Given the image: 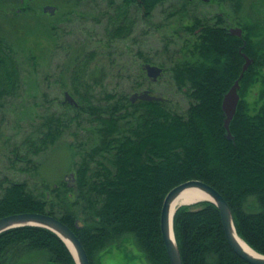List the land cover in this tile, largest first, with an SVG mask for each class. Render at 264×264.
<instances>
[{"label": "trees", "instance_id": "trees-1", "mask_svg": "<svg viewBox=\"0 0 264 264\" xmlns=\"http://www.w3.org/2000/svg\"><path fill=\"white\" fill-rule=\"evenodd\" d=\"M106 1L103 16L113 11L107 28L108 40L114 42L132 36L134 10L150 20L167 0ZM243 1L232 0L233 26L243 29V37L230 34L231 24L224 16L218 15L216 22L197 15L188 19L193 10L184 5L158 25L171 29L170 39L183 41L182 56L171 67L176 86L190 98L183 113L168 100L132 103L127 93L99 91L102 80H93L90 71L96 54L78 58L70 93L79 106L63 101L62 113L39 123L16 145L12 158L14 168L21 162L24 167L18 171L34 175L41 155L63 147L72 157L75 182L32 189L26 181H0V219L21 213L57 217L79 237L90 264H103L102 253L129 235L149 264H171L161 233L163 202L175 187L199 180L222 194L238 235L264 255V16L255 23L247 20ZM260 3L264 14V0ZM187 34L197 38L192 45L185 40ZM170 39L167 45L174 43ZM240 49L254 63L240 80L241 100L231 123L234 139H229L222 103L242 73L245 59ZM257 84L260 102L252 110L245 96ZM24 85L16 50L0 33V112L6 101L21 95ZM74 125L76 141H64ZM82 132L87 133L85 140ZM78 220L84 227H77ZM174 232L184 264H250L233 252L221 212L212 202L178 208ZM41 255L46 264H77L66 243L49 229L26 226L0 235V264H35Z\"/></svg>", "mask_w": 264, "mask_h": 264}, {"label": "rangeland", "instance_id": "rangeland-1", "mask_svg": "<svg viewBox=\"0 0 264 264\" xmlns=\"http://www.w3.org/2000/svg\"><path fill=\"white\" fill-rule=\"evenodd\" d=\"M184 1L167 0L156 8L150 20H145L142 13L134 10L132 14L137 23L132 36L124 41L110 42L107 22L113 11L109 10V15L103 16L108 9L106 0H0V33L16 50L25 81L21 95L6 101L0 112V181H26L33 189L35 185L57 186L66 177L70 180L73 160L63 147L52 154L41 155L39 170L34 175L18 171L24 167L21 162L14 168L12 158L16 145L33 134L39 123L53 113H62L61 103L65 100V92H71L76 60L86 53L96 54L90 71L93 80H102L99 91L124 92L131 97L150 90L152 94L168 99L176 111L185 112L190 106V98L186 90L181 91L176 86L171 72L177 58L182 56L183 41L170 39L171 29L158 28V25L164 24L170 17L168 14L183 5L193 10L188 19L197 15L216 22L220 15L228 19L230 27L236 13L232 0H192L187 5ZM47 6L56 7V12H45ZM260 6V0H244L242 13L251 22L262 21L264 14ZM189 36L187 34L185 40L192 45L197 38ZM168 39L174 43L167 45ZM188 53L186 50V56L191 57ZM145 63L162 67L164 76L157 81H150L146 76V80L142 69ZM259 89L260 84H257L245 96L252 110L259 107ZM76 130V125L72 126L64 134V141H76L72 134ZM86 137L87 133L82 132L81 138L85 140ZM130 172L133 173V169ZM253 200L249 201V205L252 204L250 211L256 205ZM102 255L103 264H149L132 235L108 247ZM38 257L35 264H46L45 256Z\"/></svg>", "mask_w": 264, "mask_h": 264}, {"label": "water", "instance_id": "water-1", "mask_svg": "<svg viewBox=\"0 0 264 264\" xmlns=\"http://www.w3.org/2000/svg\"><path fill=\"white\" fill-rule=\"evenodd\" d=\"M55 10L56 7L54 6H47L44 9L45 12L49 11L51 13H54ZM230 33L238 37L243 36V30L241 28H232L230 29ZM243 55L246 61L243 65L242 73L239 79L236 80L234 85L231 87L229 92L225 95L222 103V109L225 115L224 127L227 130V137L229 139H234L231 132V123L237 113L238 105L241 99L239 94L240 80L253 63L252 58L245 54ZM143 68L146 70L148 77L152 81H157L164 74L163 68L156 65L145 64L143 65ZM65 100L72 105L78 106V103L76 102L74 97H72L68 92L65 93ZM137 100L163 101L164 98L158 95H152L149 91H144L141 93H135L131 96V101L133 103H135ZM66 179L68 180V177H66ZM190 189L198 190L207 197L206 200L200 199L191 204L199 203L202 201H210L216 204V206L219 208L222 216V224L225 236L233 252L250 264H264V255L256 252L253 249H251V251L246 250L239 242L232 209L226 199L214 187L199 180L187 181L175 187L168 193L163 202L161 212V233L170 259V263L184 264L179 246L175 238L174 215L179 207L191 204H183L177 209H175L174 207L178 203L177 200L179 196L184 191ZM77 223L79 227H83L82 222ZM26 226L42 227L51 230L67 244L71 251L72 249L70 248L69 243L73 245L74 251H72V253L77 264H90L86 249L84 248L82 242L80 241L74 230L64 222H62L60 219L49 214L21 213L3 217L0 219V235L9 230Z\"/></svg>", "mask_w": 264, "mask_h": 264}, {"label": "bare ground", "instance_id": "bare-ground-1", "mask_svg": "<svg viewBox=\"0 0 264 264\" xmlns=\"http://www.w3.org/2000/svg\"><path fill=\"white\" fill-rule=\"evenodd\" d=\"M230 32V31H229ZM231 34V33H230ZM233 35V34H232ZM240 53L243 55V54H245V53H243L242 52V49H240ZM245 55H247V54H245ZM248 56V55H247ZM243 57H244V55H243ZM250 57V56H249ZM250 58H252V57H250ZM244 59H245V57H244ZM253 59V58H252ZM246 61V60H245ZM253 63H254V59H253ZM252 63V64H253ZM245 64V63H244ZM251 64V65H252ZM200 199H203V200H206L207 199V197L203 194V193H201L200 191H198V190H194V189H190V190H186V191H184L180 196H179V198H178V200H177V204L175 205V209H177L179 206H181V205H183V204H191V203H193V202H195V201H198V200H200ZM238 240H239V242L241 243V245L246 249V250H250L251 251V247H249V245L238 235ZM69 246H70V248L72 249V251H74V247H73V245L71 244V243H69Z\"/></svg>", "mask_w": 264, "mask_h": 264}, {"label": "flooded vegetation", "instance_id": "flooded-vegetation-1", "mask_svg": "<svg viewBox=\"0 0 264 264\" xmlns=\"http://www.w3.org/2000/svg\"><path fill=\"white\" fill-rule=\"evenodd\" d=\"M230 28H231V27H229L228 29L230 30ZM201 29H202V27H199V29L197 28V29H196V32H200ZM191 37H192V36H191Z\"/></svg>", "mask_w": 264, "mask_h": 264}]
</instances>
